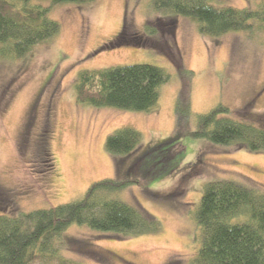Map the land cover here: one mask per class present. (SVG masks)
<instances>
[{
	"label": "rangeland",
	"instance_id": "obj_1",
	"mask_svg": "<svg viewBox=\"0 0 264 264\" xmlns=\"http://www.w3.org/2000/svg\"><path fill=\"white\" fill-rule=\"evenodd\" d=\"M210 3L247 6L246 0ZM49 17L59 24L54 35L21 59L0 57V209L15 216L49 208L82 197L96 180L119 177L121 158L108 154L104 142L129 126L140 133V145L123 171L156 147L133 173L144 184L113 196L146 210L160 230L119 235L72 224L61 235L60 255L83 264H193L202 237L194 213L204 185L228 179L264 186V153L189 134L195 116L218 104L230 117L264 127V25L211 37L189 17L154 11L152 0L60 4ZM146 24L155 27L153 35H145ZM121 30L124 42L104 46ZM137 63L167 75L148 111L77 101L73 83L80 70ZM182 88L189 116L175 109Z\"/></svg>",
	"mask_w": 264,
	"mask_h": 264
},
{
	"label": "trees",
	"instance_id": "obj_2",
	"mask_svg": "<svg viewBox=\"0 0 264 264\" xmlns=\"http://www.w3.org/2000/svg\"><path fill=\"white\" fill-rule=\"evenodd\" d=\"M39 1L48 4L44 6ZM93 1L0 0V57L21 59L36 44L54 35L59 24L49 17V12L55 5ZM246 3L243 8H234L215 6L210 0H152V9L189 17L201 34L218 37L230 31L248 30L253 22L264 25V0ZM144 31L145 35H153L155 27L146 24ZM123 34L121 30L104 46L124 42ZM74 80L75 97L80 103L140 112L155 104L167 75L160 67L137 63L80 70ZM183 88L175 109L180 115L189 116L187 90ZM228 113L227 107L218 104L207 113L197 114L195 129L189 134L215 145H234L264 153V127L236 120ZM139 145L140 133L136 129L117 128L106 136L104 148L112 157L121 158L116 161L119 177L96 180L82 197L49 208L19 212L15 216L0 209V264H83L64 258L59 252L63 244L61 235L72 224L119 235L158 232L159 220L113 196L130 185L144 184V178L133 173L144 153L156 145L135 156L124 171L122 167ZM194 221L202 237L193 264H264L263 185L250 186L228 179L207 182Z\"/></svg>",
	"mask_w": 264,
	"mask_h": 264
}]
</instances>
